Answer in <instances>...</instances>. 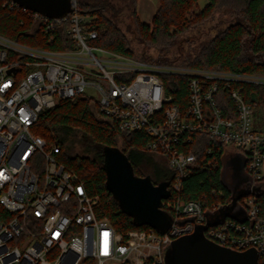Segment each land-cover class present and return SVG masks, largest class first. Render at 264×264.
I'll list each match as a JSON object with an SVG mask.
<instances>
[{"label": "built area", "instance_id": "2783aa9c", "mask_svg": "<svg viewBox=\"0 0 264 264\" xmlns=\"http://www.w3.org/2000/svg\"><path fill=\"white\" fill-rule=\"evenodd\" d=\"M9 7L30 14L50 40L56 26L69 23L73 46L44 49L0 34V264H163L164 247L204 225L206 212L222 205L216 200L206 206L204 200L183 194L198 162H217L215 154L206 153L218 149L226 158L240 155L251 183L262 181L264 134L254 129L251 106L230 83H259L253 78L264 76L160 64L92 45L97 31L76 0L60 18L32 12L12 0ZM168 74L188 77L185 105L165 93L162 76ZM219 81L226 84L234 116H224L216 103ZM77 96L96 99L104 117L122 131L142 132L148 137L145 150L166 158L173 171L170 195L161 202L171 217L168 229L116 231L106 217L97 215L99 197L90 195L78 174L59 161L60 146L35 133L45 109ZM195 135L214 141L200 158L192 150ZM239 204L244 221L226 217L207 227L204 235L221 246L238 251L252 247L264 255V220L258 216L257 197L248 194Z\"/></svg>", "mask_w": 264, "mask_h": 264}, {"label": "trees", "instance_id": "16d2710c", "mask_svg": "<svg viewBox=\"0 0 264 264\" xmlns=\"http://www.w3.org/2000/svg\"><path fill=\"white\" fill-rule=\"evenodd\" d=\"M5 2L7 5H3ZM197 2L158 0L151 22L144 23L137 16V0H76L79 11L92 18L91 26L97 31V38L90 41L92 45L160 64L264 76V0H206L202 9L192 13ZM216 15L225 25L210 37L184 36ZM68 26L69 23L56 26L50 40L30 14L10 8L9 0H0V34L23 44L52 50L70 49L73 43L67 34ZM132 39L144 49L134 51ZM184 43L186 45L182 46ZM149 49L154 50L155 55L148 54ZM162 80L165 93L172 96L173 102L185 105L188 77L168 74L163 75ZM230 85L242 94L253 112L264 113V83L232 81ZM215 98L224 116H234L233 101L222 81L218 82ZM34 131L48 144L60 146L59 161L78 174L90 195L99 197L96 213L106 217L116 231L123 233L150 227L137 226L107 189L102 153L104 146L117 147L127 155L135 175L149 176L154 184L170 181L173 171L168 168L166 158L161 154L164 158L161 161L145 150L146 135L120 130L115 122L100 113L97 100L86 96L60 100L45 109ZM194 138L192 150L200 158L204 147L214 141L206 135ZM77 140L82 141L86 153H72ZM119 141L122 147L118 146ZM215 145L221 147L218 143ZM211 154L216 155L217 162L213 165L198 162L185 180L183 194L185 198L204 200L206 206L216 200L225 205L232 199L227 185L229 174L224 169L226 159L218 149L205 155L210 157ZM212 190L220 191L221 195L215 196ZM257 203L258 216L264 220V193L257 197ZM259 262L264 264V255L259 256Z\"/></svg>", "mask_w": 264, "mask_h": 264}, {"label": "water", "instance_id": "95a60500", "mask_svg": "<svg viewBox=\"0 0 264 264\" xmlns=\"http://www.w3.org/2000/svg\"><path fill=\"white\" fill-rule=\"evenodd\" d=\"M20 7L49 18H60L71 11V0H12ZM103 167L106 187L118 201L120 208L133 218L137 226L147 225L165 231L171 218L161 209V202L170 195L169 181L154 184L149 176L134 174L127 155L117 147L104 146ZM230 169L227 185L231 201L215 212H206L207 222L192 233L180 236L167 244L162 252L163 264H260L255 248L242 251L221 246L204 235V230L223 222L226 217L244 221L239 199L248 194L256 197L264 193V180L252 184L244 171V158L234 155L226 159L224 169ZM237 174L235 178L233 174Z\"/></svg>", "mask_w": 264, "mask_h": 264}, {"label": "rangeland", "instance_id": "374dc122", "mask_svg": "<svg viewBox=\"0 0 264 264\" xmlns=\"http://www.w3.org/2000/svg\"><path fill=\"white\" fill-rule=\"evenodd\" d=\"M205 4H206V0H198L197 4L193 6L192 13L198 12L200 9H202L204 7ZM188 16H190V14ZM224 25H225V23L223 21H221V19H218V16L216 15L213 18L208 19L207 21L202 23L200 26L194 28L193 30L188 31V33H186L184 36L189 35L190 37L192 36L193 38L198 36V38H202V39L208 38L211 35H213L218 28H221ZM185 45H186V43H184L182 46H185ZM131 46L133 47L134 51H140V50L144 49L134 39H132ZM178 51L180 53V49ZM175 52H177V51H175ZM147 53L148 54L151 53L152 55H155L156 52L152 49H149V50H147ZM253 79L257 80L259 83H264V78H253ZM86 93L92 94L94 96V98L98 97V94L94 91L86 90ZM252 113H253L252 119H253L254 129L256 131L264 134V113L262 111H255V112L252 111ZM118 146L122 147L123 146L122 142L119 141ZM72 153L73 154L74 153H78V154L86 153V151L83 149L82 141L77 140L75 142ZM148 153L152 154L157 159L164 161V158L162 157V155L160 153L151 152V151H148ZM225 159H227L226 156H225ZM168 168L171 169L169 166H168ZM227 171L229 174L232 173V171L229 168ZM263 174H264V161H263ZM233 176H235V178H238V175L235 173L233 174Z\"/></svg>", "mask_w": 264, "mask_h": 264}, {"label": "crops", "instance_id": "0c3cea01", "mask_svg": "<svg viewBox=\"0 0 264 264\" xmlns=\"http://www.w3.org/2000/svg\"><path fill=\"white\" fill-rule=\"evenodd\" d=\"M158 5V0H137V16L140 21L150 23Z\"/></svg>", "mask_w": 264, "mask_h": 264}, {"label": "flooded vegetation", "instance_id": "af4514ba", "mask_svg": "<svg viewBox=\"0 0 264 264\" xmlns=\"http://www.w3.org/2000/svg\"><path fill=\"white\" fill-rule=\"evenodd\" d=\"M229 174V173H228ZM230 175V174H229ZM229 175H228V177H229ZM230 180V179H229Z\"/></svg>", "mask_w": 264, "mask_h": 264}]
</instances>
